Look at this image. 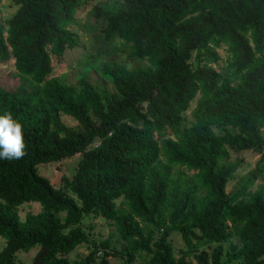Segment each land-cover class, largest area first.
<instances>
[{
	"label": "trees",
	"instance_id": "obj_1",
	"mask_svg": "<svg viewBox=\"0 0 264 264\" xmlns=\"http://www.w3.org/2000/svg\"><path fill=\"white\" fill-rule=\"evenodd\" d=\"M88 1L11 0L13 13L0 11V63L11 59L19 77L0 84V115L23 125L28 145L23 159L0 160V264L32 247L29 264H90L97 250L100 262L117 255L120 264L140 252L145 264H264V0L94 4L99 43H118L130 61L99 64L109 93L95 72L75 84L51 74V61L77 45L69 25ZM243 150L258 158L227 192L239 166L231 155ZM76 153L56 186L36 172ZM25 202L39 210L20 218ZM85 217L109 221L122 250L109 247V233L84 258H67L92 243ZM172 232L183 244L176 256Z\"/></svg>",
	"mask_w": 264,
	"mask_h": 264
},
{
	"label": "rangeland",
	"instance_id": "obj_2",
	"mask_svg": "<svg viewBox=\"0 0 264 264\" xmlns=\"http://www.w3.org/2000/svg\"><path fill=\"white\" fill-rule=\"evenodd\" d=\"M120 0H91L80 5L75 11V22L69 25V29L77 37V45L72 48H67L63 52L61 61L57 62L52 60V75L61 78L64 82L68 84H75L77 77H91V72L97 74L94 80L95 85L101 93H109L111 91L110 83L105 79V77L99 71V64L106 63L107 61H117L128 66L130 61L126 59L125 55L121 50H119L118 43L111 45H105L99 43V33L95 29V23L89 18L90 10L94 4H100L106 9L113 10L118 8L120 5ZM15 6L12 5L11 0H1L0 11L3 18L9 17L15 10ZM219 54V59L217 63L213 64L216 69L223 66L225 63L226 51L223 46L217 49ZM85 70H88L85 72ZM97 72V73H96ZM16 71L12 66V60L0 63V84H17L19 81L18 75L15 76ZM195 105V98L189 103L188 108L184 113V123L188 125L192 120L191 110ZM64 116V122L68 124L75 123L71 117L68 115ZM264 135V129L261 130ZM79 155L76 153L72 156L62 158L58 161H52L47 163H37L35 165L36 172L48 179V181L53 185H58L59 177L61 174L70 176L75 168L76 161ZM258 158V154L251 150H243L236 154L231 155V160L239 159V166L235 171V177L230 180L226 186L225 190L228 192L234 187L235 180L238 176L244 174L248 170L252 169ZM257 180L256 182H258ZM121 198L115 200L116 206L118 208H125V205L121 202ZM18 215L23 218L27 212H36L39 210V204L37 202L22 203L16 207ZM92 225V227H90ZM81 228L86 233L88 239L92 243H82L74 248L70 253L67 254L69 259H81L84 258L89 251L93 248V245H97L101 239L107 237L109 233L112 236L109 239V247L116 250H122L124 247V242L117 239L115 230L109 221L102 217H98L94 220L89 218H84L81 223ZM174 255L178 254L179 249L183 247L180 240L179 234L172 232L168 237ZM154 238L149 239L147 242L148 247L152 248ZM4 238L0 237V249L4 245ZM224 248H227L226 243L222 244ZM36 248L32 247L27 251H18L15 255V264H29L32 255L34 254ZM100 251L95 252L94 260L90 264H98ZM145 252H140L139 255L132 261L131 264H145ZM187 259L191 264H197L191 256H187ZM120 256L108 255L104 257L103 262L99 264H120Z\"/></svg>",
	"mask_w": 264,
	"mask_h": 264
},
{
	"label": "clouds",
	"instance_id": "obj_3",
	"mask_svg": "<svg viewBox=\"0 0 264 264\" xmlns=\"http://www.w3.org/2000/svg\"><path fill=\"white\" fill-rule=\"evenodd\" d=\"M27 147L23 125L10 112L0 115V160L19 161Z\"/></svg>",
	"mask_w": 264,
	"mask_h": 264
}]
</instances>
